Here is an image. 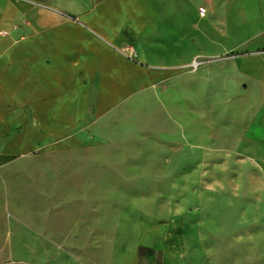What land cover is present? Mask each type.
Here are the masks:
<instances>
[{
    "label": "crops",
    "instance_id": "1",
    "mask_svg": "<svg viewBox=\"0 0 264 264\" xmlns=\"http://www.w3.org/2000/svg\"><path fill=\"white\" fill-rule=\"evenodd\" d=\"M187 5L0 0L3 227H12L14 210H26L23 188L29 189L24 181L31 172L46 183L39 196L51 194L53 184L88 194L94 178L103 183L94 164L104 162L108 149H134L148 134L160 135L143 123H159L162 115L174 149L189 146L205 155L223 135L227 155H236L234 133L242 121L233 102L254 98L243 92L248 79L264 86V0H204L206 13L195 11L192 29ZM201 57L210 62L194 68ZM255 98L263 101L264 92ZM204 162L202 156L199 165ZM50 219L39 217L38 224Z\"/></svg>",
    "mask_w": 264,
    "mask_h": 264
},
{
    "label": "rangeland",
    "instance_id": "2",
    "mask_svg": "<svg viewBox=\"0 0 264 264\" xmlns=\"http://www.w3.org/2000/svg\"><path fill=\"white\" fill-rule=\"evenodd\" d=\"M187 3L192 29L195 11L206 8L204 0ZM201 58L194 60L210 62ZM257 81L243 84L254 98L233 102L242 121L236 155H227L223 135L205 155L174 149L162 115L143 123L160 135L148 134L134 149H108L94 164L103 183L94 178L88 194L53 184L39 196L46 183L31 172L22 197L27 211L11 213V228L0 224V264H264V163L257 162L264 160V100L255 98L264 86ZM43 216L50 222L38 224Z\"/></svg>",
    "mask_w": 264,
    "mask_h": 264
},
{
    "label": "built area",
    "instance_id": "3",
    "mask_svg": "<svg viewBox=\"0 0 264 264\" xmlns=\"http://www.w3.org/2000/svg\"><path fill=\"white\" fill-rule=\"evenodd\" d=\"M199 13H200L201 16H204L205 13H206V9H204L203 7H201V8L199 9ZM127 56H128L129 58H133V57H135V52L132 51V50H129V51L127 52ZM200 65H201V62H199V61H196V62L193 63V67H194V68H195V67H198V66H200Z\"/></svg>",
    "mask_w": 264,
    "mask_h": 264
}]
</instances>
